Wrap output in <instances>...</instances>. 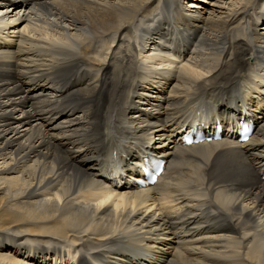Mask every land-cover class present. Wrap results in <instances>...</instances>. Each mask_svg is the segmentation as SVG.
<instances>
[{
    "label": "bare ground",
    "instance_id": "1",
    "mask_svg": "<svg viewBox=\"0 0 264 264\" xmlns=\"http://www.w3.org/2000/svg\"><path fill=\"white\" fill-rule=\"evenodd\" d=\"M153 1L38 0L32 13L54 16L60 34L81 32L73 34L76 39L70 41H80V54L64 46V41L62 46L45 49L27 38L29 43L22 42L17 51L0 56V74L9 77L0 78V264H62L58 246L66 241L83 251L78 264H91L87 257L124 263L121 256L127 250L116 245L140 240L155 248L160 237L166 239L156 230L160 216L150 209L156 196L148 189L120 192L109 188L91 203L84 198V191L94 185L93 179L104 184L96 169L105 165L96 160L94 149L99 143L105 136L111 144L117 134L141 136L147 124L154 131V149L182 167L166 186L197 197L213 193L211 202L222 220L217 224L220 230L209 235L191 240L192 234L187 238L190 241L170 243L164 250L165 264H264V184L248 186L246 163L237 156H243L237 149H245L251 162L264 169V66L260 64L264 63V24L258 29L252 26L251 44L235 27L259 0H241L237 7L233 2L231 8L226 2L213 13L188 9L187 15L199 17L192 23L203 26L192 56L207 70L193 73L180 65L176 72H169L172 83L167 95L159 99L145 91L146 81L139 83L146 76L135 70V59L121 38L124 33L133 36L130 25L138 15L147 14L149 21ZM170 1L178 2L174 11L186 16L180 5L183 1ZM13 6L0 2V12L5 11L2 17H8L6 26L30 16ZM223 8L229 10L224 14ZM14 25L12 29L19 27ZM138 25L146 35L164 30L163 22L155 29L140 20ZM115 34L119 35L122 56L118 57L113 47L101 59ZM94 37L106 40L95 39L97 44H92ZM242 83L251 85L244 96L250 95V117L257 126L252 137L237 148L223 145L225 153L220 154L213 153L212 143L179 147L186 111L210 104L218 105V116L221 112L237 114L238 106L232 101ZM162 88L157 85L154 89L158 93ZM154 102L163 109L154 112ZM8 114L17 120H9ZM152 117L160 123L153 122ZM120 123L125 127L122 131L117 127ZM226 137L233 138V132ZM116 143L124 145L122 141ZM130 144L125 142V146ZM181 184L189 185L181 188ZM231 184L237 190L226 187ZM43 188L53 191L54 196L41 195ZM161 222L166 228L165 218ZM30 237L32 241L27 240ZM44 238L45 243L41 242ZM70 259L68 264H75L76 255ZM125 264L135 263L127 258Z\"/></svg>",
    "mask_w": 264,
    "mask_h": 264
},
{
    "label": "rangeland",
    "instance_id": "2",
    "mask_svg": "<svg viewBox=\"0 0 264 264\" xmlns=\"http://www.w3.org/2000/svg\"><path fill=\"white\" fill-rule=\"evenodd\" d=\"M243 1H246V0H243ZM248 1V0H247ZM196 2V1H195ZM228 2V5L230 8L232 6H230L229 4L230 3H235L236 4V7L239 5V2H241V0H208V2H205V6H207V11H209L210 13H213V10L214 8H218L217 6L218 5H224V3ZM198 3H202V2H198ZM203 9V6L201 7ZM201 9V10H202ZM229 9L228 8H223V11H224V14L225 12H227ZM232 13V12H231ZM33 14V15H32ZM31 15L32 16H29L30 20L28 22L30 23H26L25 26H26V31L31 34V36H35V35H39L41 36V38H47L46 40H58L60 42L64 41V43H69L71 41L72 38H75V36L78 34L76 33H81L79 31H74L72 30L73 32L69 33V32H66L65 34H60V32L58 30L59 29V25H57L56 23H54L55 21V17L54 16H51V15H47V14H42V12H33ZM35 14V15H34ZM222 14V15H224ZM53 21V22H52ZM64 26L66 27H70V25H68V23L64 24ZM72 34V35H70ZM75 36H74V35ZM89 35V34H88ZM29 36V37H31ZM71 36V37H70ZM93 36H96V35H93ZM76 39V38H75ZM96 41L98 42H103V38H95ZM44 40V39H43ZM45 41V40H44ZM73 41V39H72ZM36 42V41H35ZM95 42V41H94ZM96 42V43H97ZM47 44V43H46ZM108 46V45H107ZM115 47V45H114ZM107 48V47H106ZM105 48V49H106ZM105 51V50H104ZM113 51V50H112ZM104 53V52H103ZM89 55V54H88ZM95 55V54H92V56ZM108 56V55H107ZM101 59H103L104 57L100 56ZM192 58H194V60H196L194 56H192ZM187 64H181V67L185 66L187 69H190L191 72H197V73H201L203 70V72L205 73V70L206 67L205 66H197L196 64L194 63H188L186 62ZM180 67V68H181ZM201 71V72H200ZM202 72V73H203ZM43 191L40 193L41 195H45V196H51V194L53 195V191L51 192L49 189H45L43 188L42 189ZM48 194V195H46ZM54 196V195H53ZM31 238V237H30ZM26 240V239H25ZM29 240V239H27ZM46 240V239H44ZM29 241H32V240H29Z\"/></svg>",
    "mask_w": 264,
    "mask_h": 264
}]
</instances>
